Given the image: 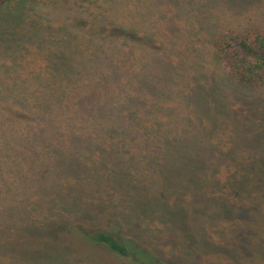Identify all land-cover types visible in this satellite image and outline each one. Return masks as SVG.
I'll use <instances>...</instances> for the list:
<instances>
[{"label": "rangeland", "instance_id": "1", "mask_svg": "<svg viewBox=\"0 0 264 264\" xmlns=\"http://www.w3.org/2000/svg\"><path fill=\"white\" fill-rule=\"evenodd\" d=\"M88 2L93 18L72 23L83 32L79 50L97 46V80L75 74L66 45L75 30L47 4L42 12L67 27L41 56L60 53L68 64L46 60L34 78L15 64L22 50L6 54L0 44V264H142L98 243L96 232L137 244L151 264H264V183L253 175L264 166V92L234 78L206 42L241 5ZM26 14L0 13V25L13 31ZM119 23L127 39L113 29ZM111 84L122 86L117 105L132 98L124 121L108 120L103 105L67 122L29 119L41 101L33 88L78 100Z\"/></svg>", "mask_w": 264, "mask_h": 264}, {"label": "trees", "instance_id": "2", "mask_svg": "<svg viewBox=\"0 0 264 264\" xmlns=\"http://www.w3.org/2000/svg\"><path fill=\"white\" fill-rule=\"evenodd\" d=\"M237 1V4L241 5L240 9H236L237 12L225 16L220 25H218L219 28L207 35L206 42L216 52L220 61L228 68L234 78L248 88L264 92V0ZM46 4L53 7L52 9L57 10L55 12L58 14L63 12V15L67 19L66 23L70 25L71 29L75 30L74 32L68 30L66 33V38L70 35V38L66 41V45L72 46L70 54L72 51L75 52L74 61L71 59L70 62L75 64V69H79V73L75 74L77 76L85 74L81 75L85 78L83 82L97 80L101 75L98 72L92 74V67L96 66L100 60V56L97 54V46L96 44H92L94 46L88 52L86 50H79V47L83 46L81 42L83 32L78 31L77 27H73L74 24L72 23L73 21L76 23L79 19L87 17L93 18L87 12L88 8L93 10V6L88 0H0V13L5 14L16 10H23V12L24 10L30 11V14H26V20H22L20 26L13 31H11V27L0 25V44L3 46L4 52L9 54L21 49V63L15 64L17 67H25L26 70H32L31 73L34 78L38 73L41 76L40 72L43 71V68H49L46 60L52 59L54 65L56 63L60 66L68 64V57L65 56L64 59L57 56L60 53L54 55V57L51 54L47 56V59L44 58L46 52L44 53V57L41 56L44 50H48L49 46L55 42V40H51L53 36L61 33L58 29L59 26L67 27L61 23V20L57 22L51 14L47 15L42 12ZM32 11H40V13L35 14V16ZM75 13L77 17L73 19ZM95 14L96 19L92 23L99 25L98 23L103 22L102 18L97 13ZM85 22H87V19H85ZM113 29L119 34L121 40L127 39L129 35L131 36L130 31L128 29L125 31L126 28L120 25V23L117 26L115 25ZM96 30L101 32L99 26L96 27ZM86 36L88 35L86 34ZM13 44H16L15 48ZM9 47L12 49H8ZM92 56L94 57L92 58ZM88 69L89 72L86 73ZM20 75L24 76V73L20 72ZM43 87L39 89L33 88L32 96L34 102L38 98L42 101L33 103L34 109L37 112L28 111L30 113L29 119L31 118V123L33 124L37 123L36 120L40 116H44L47 120L60 119L63 122H67L66 120L73 117L77 111L83 109L89 110L94 105L98 108L99 105H103L106 111V118L111 122H121L124 121L125 117L122 109L130 108L129 104L132 101V98L129 96L123 107H120L111 100L114 94L121 93V85L116 86L111 84L109 87H106V90L104 88H97L99 87L97 86V89L90 90L87 96L78 97V100H76V97L72 99V95L68 91L60 92L58 95V92L47 91ZM40 103L41 106L39 107ZM21 104V109L25 110L28 108L27 103L21 102ZM74 104H77V107ZM70 109H72L71 112H69ZM257 165L259 166L258 172L253 175L257 176L256 184H261L264 183V166L262 163H258ZM113 214L112 217H115V214ZM79 224H71L67 230L75 227L73 230L76 232V227H80ZM94 238L98 243L106 245L109 249L124 256H131L142 264L154 262V259L149 256L146 257L145 253H142V250L135 249L137 244L135 245L133 242H121L113 235L104 232H96Z\"/></svg>", "mask_w": 264, "mask_h": 264}]
</instances>
